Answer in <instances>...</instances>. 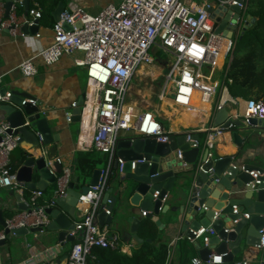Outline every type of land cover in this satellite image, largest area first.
Masks as SVG:
<instances>
[{
  "label": "built area",
  "instance_id": "1",
  "mask_svg": "<svg viewBox=\"0 0 264 264\" xmlns=\"http://www.w3.org/2000/svg\"><path fill=\"white\" fill-rule=\"evenodd\" d=\"M218 1L221 4H239L242 10L237 20V30L232 37L222 32L216 33L217 24L207 10L210 5L206 0H121L107 4L96 14L89 13L76 2H69L53 26V43L43 48L36 56L19 64V70L24 76H33L38 72L34 62L36 57L41 58L46 65H52L64 54L75 51L84 54L83 59L77 60L79 64L85 65L87 70V85L80 111L78 147L84 151L95 149L105 153L107 157L105 165L99 168L98 184L78 198L76 207L80 215L70 231L75 241L64 255L66 264H93V250L96 247L129 253L132 246L125 243L118 233L112 232L108 224L102 226L98 221L102 210L107 215H112L113 212L108 207L112 200L103 202V198L113 178L123 174L125 161L117 155L121 130L132 129L135 135L155 138L158 142H168L171 135L186 133L187 140L193 142V147L199 146L200 143L192 140L191 135L203 133L205 144L211 148L214 139L236 127V121H240L243 126H255L253 119L264 120V100L232 95L229 91L232 79L227 77L247 20L249 0H244L243 3L235 0ZM16 3L12 6L10 16L0 20V28L7 29L13 36L24 34L21 31L23 23L32 25L35 19H41L43 16V7L39 1L34 2L28 14L21 17L17 14ZM2 10L1 7L0 11ZM66 25H69L70 29H67ZM36 36H39V33ZM153 46L171 56L159 93L161 106L164 103L163 97L169 98L179 108L189 112L192 106L209 104L207 113L194 112L196 115L190 117L189 123H184L178 130L166 127V118H162L149 107H138L135 103L136 109L127 108L129 103L132 104L129 98L135 74L140 72L143 65L154 61L150 52ZM217 71L222 72V79L217 77ZM1 90L2 76L0 103L8 101L12 96V91L6 90L3 94ZM26 101L36 104L38 100L26 99L24 103ZM76 107L77 102H73L72 109ZM223 107L228 110L226 121L229 125L226 126L225 121L217 126L214 124L215 115ZM72 109L66 113L68 121H72ZM42 113L46 114V111L42 110ZM205 117H209L210 124H197V119ZM8 129L9 123L0 119V187L16 188L31 205V209L18 211L5 220L6 225L0 230V241H8L11 236L12 233H6L7 229L12 231L24 227L29 230L39 226L46 228L50 223L46 208L54 205L56 198L66 196L67 186L72 178V170L69 167L63 166L60 174L55 173V162L62 163L61 158L57 157L47 161L51 172L56 176L53 197L47 202L43 190L27 189L26 184L17 179V169L12 170L11 152L19 144V135L9 134ZM38 136L42 141V135ZM177 152L178 158L181 159L182 152ZM136 162H132L133 168ZM251 174L257 178L260 172L254 170ZM256 183H260V180ZM166 198L163 199L164 202ZM236 212L237 206H234V213ZM243 215L250 217L247 212ZM260 233L258 246L264 248V227ZM214 234L213 229L202 227L194 232V239H188H202L207 244L209 237ZM60 245L57 244L56 247L59 249ZM51 251L49 249L47 252ZM223 255L213 254L206 262L195 257L191 262L222 263ZM236 264L252 263L243 260Z\"/></svg>",
  "mask_w": 264,
  "mask_h": 264
},
{
  "label": "water",
  "instance_id": "2",
  "mask_svg": "<svg viewBox=\"0 0 264 264\" xmlns=\"http://www.w3.org/2000/svg\"><path fill=\"white\" fill-rule=\"evenodd\" d=\"M19 1L24 7L23 14L27 15L32 0H0L5 8V18L10 16L13 4ZM214 1L217 6H209L207 10L217 24L216 33L222 32L232 37L237 30V20L242 10L239 4H221L218 0ZM64 9L65 2L59 1L52 13L55 21L60 19ZM246 19L240 39L255 22L251 15H247ZM39 27L40 19H35L32 25L23 23L21 31L25 35H36ZM66 28L70 29V26L66 25ZM1 92L4 94L6 88H2ZM31 98L35 99L28 93L12 90L9 100L0 104V117L9 123V134L19 135V144L11 152V156L19 161L17 179L24 182L27 189L46 191L49 185L56 183V176L47 165L51 155L45 147L58 138L53 132L47 113H42L40 103H24L26 99ZM83 101L84 94L77 102V107L72 109L73 122H80ZM227 118L228 110L223 107L216 112L214 124L218 126ZM27 121L29 124H25ZM252 123L264 125V120L253 119ZM235 124L231 136L238 150L232 155L214 153L200 134L191 135L192 140L200 143L199 146L193 147V142L187 140L186 133L173 134L168 142H158L155 138L135 135L132 129L119 132L117 155L125 161L123 174L118 176L117 186L109 188L105 193L103 202L112 200L108 207L112 212H116L115 223L118 227L123 226L126 220L131 224L130 233L136 245L152 242V239L139 235V226L144 217L162 224L159 215L168 211L169 204H164L163 199L169 194L177 202H183L179 219L184 217L182 231L186 238L194 239V232L202 227L214 230L215 234L209 237L207 244L201 245L200 239L193 240L204 262L215 253L225 254L223 262L217 264H235V258L240 252L260 244V230L264 227V169L250 163L243 162L240 165L235 162L237 156L242 155L245 142L252 138L249 133L251 127H244L240 121ZM225 125H229V122L226 121ZM39 134L43 137L42 141ZM24 141L28 144L26 148L22 145ZM178 150L182 152L181 159L178 158ZM102 156L104 160L107 157L105 153ZM141 159L145 160L139 162ZM133 161H137L134 168ZM117 164L116 162L115 167ZM54 168L55 173L60 174L63 163L55 162ZM254 170L260 172L257 178L251 174ZM99 177V168L94 170L88 183L78 177L81 184L78 189L75 181L70 180L66 196L56 198L54 205L46 208L45 211L50 217L46 228L39 226L28 230L21 227L12 231L7 229L6 233H12L11 237L14 238H22L28 234L55 232L57 240L61 243L71 237L74 241L70 231L74 228L78 198L97 185ZM257 180H260V183H256ZM16 200L19 211L31 209V205L21 194H16ZM234 206H237L236 213ZM244 211L250 214L249 218L243 215ZM1 212L2 210L0 220L4 227L6 223ZM98 221L102 226L111 225L114 215H107L102 210ZM7 242L1 240L0 247ZM50 264H66L65 256ZM257 264H264V254Z\"/></svg>",
  "mask_w": 264,
  "mask_h": 264
},
{
  "label": "crops",
  "instance_id": "3",
  "mask_svg": "<svg viewBox=\"0 0 264 264\" xmlns=\"http://www.w3.org/2000/svg\"><path fill=\"white\" fill-rule=\"evenodd\" d=\"M36 1L42 3L40 0H32L31 5ZM65 1V6L69 2H76L86 11H92H88L89 13L96 14L107 4L118 3L121 0ZM206 2L210 6H217L214 0H206ZM16 4L22 9V13L19 14V17H21L24 12V7L20 2H17ZM41 5L43 7V17L40 20V27L37 32L39 33V36L31 34H18L13 36L7 29L0 28V76H2V88L5 87L6 90L9 91L18 90L20 92L28 93L38 100L40 107L46 111V115L48 116L53 127V132L58 138L57 141H54L52 144L46 146L45 150L49 152L48 154L51 155V159L59 157L62 160L63 166L69 167L71 170L72 168L74 169L71 180L75 181L76 188L78 189L80 188L81 184L79 182L80 179L78 178V172L76 169V155L78 151H84L78 147L80 124L77 122L68 121L66 113L72 109L73 102H78L86 90V66L79 64L77 61L78 59H83L84 54L80 51H75L71 54H64L57 62L52 65H46L43 63L41 58L36 57L34 62L38 72L33 76H24L19 70V64L23 60L36 56L43 48L53 43V26L56 21L52 13L58 4L54 5L53 1H49L46 5L43 3ZM1 7L3 10L0 11V20L5 18V8L2 3L0 4V8ZM142 69H144V67ZM142 69L141 71H143ZM144 99L145 98H143V102ZM156 100L159 101V94L156 97ZM127 106L130 110L136 109L135 103L131 104V106L129 103ZM143 107L150 108L153 106H147L143 103ZM162 108L163 107L160 104L161 111H164ZM190 110L191 113L187 110H182V113L186 116L184 123H189L191 120L190 117H194L196 115L194 112L198 113L202 111L207 113L209 110V104L192 106L190 107ZM158 113H162L164 118H169L165 111L164 113L158 111ZM0 119H3V117H0ZM197 120V124H205L206 126L210 124L208 122L209 117ZM184 123H182L181 120L173 119L171 120L170 127L172 129L174 128V130H178L184 126ZM244 127H251L249 128V133L252 135V138L245 142L242 148V155H238L235 162L240 165L243 162L250 163L260 166L264 169V125L257 124L255 126ZM234 129L226 131L214 139L213 141L215 142L213 147L210 149L213 150L214 153L216 152L221 155L235 154L238 148L234 144L231 136ZM202 134H200L201 137ZM202 139L205 138L202 137ZM22 145L24 147L28 146L27 142L25 141L22 143ZM12 160L15 161L16 159L12 157ZM104 163L105 162L103 161L99 163L97 168L103 167ZM185 164L186 163L184 162L183 165ZM91 176L81 180L85 181V183H88L91 179ZM117 183L118 179L114 180L113 178L110 188L117 186ZM55 188L56 185L51 184L48 186L47 190L44 191V199L46 201L53 197ZM16 194H20L16 188L8 189L0 187V210H2L1 216L4 220L19 211L16 203ZM182 203L183 202H177L169 194L164 202V204H169L168 211L165 213L161 212L159 215L162 224L159 225L150 219L158 227V236L168 245L166 264H182L180 259L183 254L181 243L184 240L180 239L185 237L182 231L184 217L182 220L179 219L181 216L180 206ZM246 212L247 211H244V213ZM112 214L114 215V221L111 225H109V227L112 232L118 233L125 243L132 244L129 249V253H127L131 255L133 250L139 247V245H136L132 239V235L130 233L131 224L126 220L123 226L118 227L115 223L117 220L116 212L113 211ZM79 215L80 211L76 212V218L74 222ZM2 228L3 226L0 220V230ZM32 236V239L27 238V236H24V238L22 237L23 239L15 238L11 241V243L7 242L6 245L1 246L0 264H43L46 262L56 263L57 260H61V258L72 246V243L75 241V238L73 241V238L71 237L69 238L70 240L66 238L65 241L61 243L57 240L55 232H46L43 234L35 233L32 234ZM188 240V242L192 245V249H190L189 253L192 256L190 257L188 264H192V258H200V255L194 242L190 239ZM200 243L201 245H204L202 239H200ZM57 244L60 245L59 249L56 247ZM3 248L4 250H1ZM49 249L52 251L47 252ZM213 254L216 255L215 253ZM263 254L264 248H260L259 246L250 247L244 252H240V254L236 256L235 264L243 260H249L252 264H257V261Z\"/></svg>",
  "mask_w": 264,
  "mask_h": 264
},
{
  "label": "trees",
  "instance_id": "4",
  "mask_svg": "<svg viewBox=\"0 0 264 264\" xmlns=\"http://www.w3.org/2000/svg\"><path fill=\"white\" fill-rule=\"evenodd\" d=\"M44 5L53 1L57 5L65 0H40ZM40 3V4H42ZM42 6V5H41ZM21 7L17 6V14H21ZM251 15L255 22L245 31L239 42H244L246 51L237 50L234 53L227 77L232 79L229 91L234 96L245 99L264 100V0H249L246 16ZM43 17V16H42ZM41 20V19H40ZM237 43V45H238ZM202 134V133H198ZM103 161L102 153L92 149L78 151L76 155V169L81 179L90 177L98 164ZM19 161H12V170H16ZM49 200H47L48 202ZM157 225L150 219L144 218L140 225L139 235L142 238H151L152 242H144L134 249L132 254L120 250L96 247L93 250L97 264H166L168 245L158 236ZM181 243L183 254L180 257L182 264H188L192 245L186 237ZM186 262V263H185Z\"/></svg>",
  "mask_w": 264,
  "mask_h": 264
},
{
  "label": "rangeland",
  "instance_id": "5",
  "mask_svg": "<svg viewBox=\"0 0 264 264\" xmlns=\"http://www.w3.org/2000/svg\"><path fill=\"white\" fill-rule=\"evenodd\" d=\"M236 50L238 53L246 51L247 46L244 42H239ZM150 52L152 56H154V61L146 64L144 69L141 68L143 71L140 69V72L135 74L132 81V94L129 101H131L132 104L137 103L139 107H143V103L147 106L152 105L153 107H150L152 111L164 113V111H161L159 101L156 100V97L160 93L159 91H161L164 83V75L166 74L169 66L167 62L171 61V56L162 49L155 48L154 46L151 48ZM217 77L222 79V72L219 73V71H217ZM143 98H145L144 102ZM160 115L163 118V114L161 113ZM164 123L166 127H170L171 125V121L168 118L164 120ZM202 137L204 138V134H202ZM103 162H105V160H103ZM117 179H119L118 176H115L114 180ZM32 237V234L27 235V238L29 239H32ZM14 239L15 238L13 236H9L8 242L11 243ZM1 250H4V248Z\"/></svg>",
  "mask_w": 264,
  "mask_h": 264
},
{
  "label": "bare ground",
  "instance_id": "6",
  "mask_svg": "<svg viewBox=\"0 0 264 264\" xmlns=\"http://www.w3.org/2000/svg\"><path fill=\"white\" fill-rule=\"evenodd\" d=\"M145 65H143L144 67ZM142 67V68H143ZM171 105V106H170ZM131 106V104H130ZM162 110H164L167 114L168 117L173 120V119H178L181 120L182 123L186 120V116L182 113V108H179L177 105H175L172 100L169 98L164 97V103L162 106ZM128 108V107H127ZM175 122V121H174ZM180 124V123H179ZM179 127V126H178ZM174 129V128H173Z\"/></svg>",
  "mask_w": 264,
  "mask_h": 264
}]
</instances>
